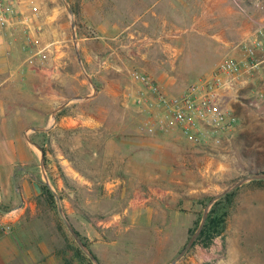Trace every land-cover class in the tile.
<instances>
[{"label": "rangeland", "instance_id": "obj_1", "mask_svg": "<svg viewBox=\"0 0 264 264\" xmlns=\"http://www.w3.org/2000/svg\"><path fill=\"white\" fill-rule=\"evenodd\" d=\"M93 1L67 0L74 12L81 57L80 37H90L88 46L102 41L101 61L117 62L122 81L131 83L132 69L155 78L163 69L168 74L166 79L177 78L168 85L172 94L183 92L194 81L211 74L222 58L231 57L220 32L218 13L222 9L238 13L244 20L239 35L226 37L236 41V47L241 48L250 31L264 24V0H222L224 3L210 5L203 0ZM55 4L53 23L66 36L73 64L66 82L69 103L57 111L56 120L52 115L53 126L42 139V150L36 147L38 177L45 171L58 194L60 183L72 191L69 196L65 191V195L81 212L84 226L79 230L101 264H170L199 226L204 207L213 196L242 177L264 172V108L241 98L243 87L237 89L233 105H238L242 119L221 144L211 140L194 144L177 131L142 134L138 125L143 111L132 101L130 105L124 103L121 92L115 101L106 95L93 100L74 99H92L93 95L83 93L91 92L92 85L97 95L102 82L95 83L82 57L89 76L83 71L76 53L72 16L64 0ZM52 8L50 5L49 11ZM203 11L206 18H200ZM99 25L107 26L105 34L100 33ZM173 42L181 51L168 54L161 45ZM253 57L245 55L243 59L248 63ZM161 63L164 67L160 69L157 65ZM77 72L79 77L74 76ZM254 75V84L264 90V69ZM121 89L125 90V84ZM76 114L103 122L97 127L70 129L57 125L60 115ZM61 152L79 171L82 183L66 176L60 164ZM42 185H37V202L45 206L40 223L53 231L60 244L78 246L59 214L55 196L53 203ZM230 202L224 232L208 246L195 242L177 264H264V180L238 187ZM247 202L251 208L242 209ZM239 215L243 218L238 220ZM238 221L242 231L252 229L250 236L243 237L236 231ZM228 224L233 226L231 230ZM95 229L99 237L93 235ZM67 250L75 252L73 248ZM78 258L84 264H93L89 257Z\"/></svg>", "mask_w": 264, "mask_h": 264}, {"label": "crops", "instance_id": "obj_2", "mask_svg": "<svg viewBox=\"0 0 264 264\" xmlns=\"http://www.w3.org/2000/svg\"><path fill=\"white\" fill-rule=\"evenodd\" d=\"M31 1L38 5L41 11L39 16L33 15L31 20L38 27L43 45L48 46L46 62L37 64L27 62L28 54L23 46L29 40L26 37L21 15L16 17L11 27H0V207L4 210L14 209L12 213L0 212L4 220L10 221L12 224V231L0 239V264H84L82 260L79 261L75 252L72 253L66 249L65 245L60 244L53 231L45 229L40 223L45 206L37 202L40 194L37 185L42 183L35 178L44 181V172L42 171L43 176L39 178L34 164L36 158H39L35 144L43 148L44 141L42 139L53 126L52 113L56 109L60 111L69 103L66 101V82L71 75L68 68L73 64V61L69 59L65 34L63 31H59L53 23L52 18L57 14L56 0H16V3L23 13L31 14ZM81 1L85 3V0ZM96 1L94 0L93 3ZM203 1L207 5L224 3L222 0ZM50 5L53 8L49 11ZM231 12L224 8L218 13L222 26L220 32L223 34L222 36H225L222 40L223 46L227 48L228 56L243 59L245 53L241 48L235 46L236 41L226 38L228 34L239 35L245 27L242 17L238 16V13ZM211 14L212 11H210ZM206 16L207 12L203 11L200 18H206ZM105 26L99 25L101 34L106 33L107 26ZM255 32L250 31L248 36H254ZM89 40L88 36L80 37L83 62L94 77L95 83L98 85L102 82V86L98 88L97 95H94L91 85V92L83 93V95L91 94L93 95L92 99L83 100H93L106 95L115 101L118 98L117 93L121 92L124 103L130 105L128 102L132 101L137 106L136 97L140 93L141 85L133 81L131 77V83L122 81L119 73L121 67L116 64L117 62L104 63L101 61L105 43L97 41L94 46H88L90 45ZM161 46L168 54L181 51L180 48H175L174 42L172 44L164 43ZM248 63L249 65L243 68L240 77L233 86L227 84L220 90L230 111L236 116L237 126H239L238 121L242 119V112L238 110V105H233V101L239 94L236 92L237 89L243 87L240 97L256 101L257 107L262 104L261 107L264 108V90L254 84V73H259L264 69V51H259L257 57H253V60ZM157 67L161 69L164 64H158ZM156 73L158 76L156 79L163 84L166 92L170 93L168 85L174 84L177 78L172 76L166 79L168 74L163 69ZM79 75L80 72H77L74 76L79 77ZM122 83L125 84L124 91L120 90ZM84 84L83 80L82 86H85ZM245 86L248 87L244 89ZM65 103L66 105L60 107ZM137 107L139 110H143L141 107ZM102 122L101 118H89L83 114L60 115L57 125H64L70 129L88 125L97 127ZM47 127L50 129L45 130ZM60 157H62L60 164L63 166L66 176L76 183H82L83 179L79 171L62 152ZM57 186L67 217L80 237L85 238L83 232L79 230V226H84L82 214L65 195V191L68 192V196L72 194V191L62 186V183ZM17 188L22 194L23 204H21ZM246 206L251 208L247 202L242 205V209ZM17 207L18 209H16ZM242 218L243 215L237 216L238 220ZM90 226L92 227V225ZM234 226L237 232L243 234V237L250 236L252 229L242 231L243 225L240 221ZM231 228L233 226L228 224V230ZM93 235L100 236L96 229L93 230Z\"/></svg>", "mask_w": 264, "mask_h": 264}, {"label": "built area", "instance_id": "obj_3", "mask_svg": "<svg viewBox=\"0 0 264 264\" xmlns=\"http://www.w3.org/2000/svg\"><path fill=\"white\" fill-rule=\"evenodd\" d=\"M40 14V7L32 1L31 14H25L16 0H0V27H11L16 17L22 16L29 40L23 49L28 54L29 64L44 63L48 59V46L43 45L38 27L31 20L33 15ZM241 48L248 57L264 51V24L258 27L254 36L241 43ZM247 65L244 59L224 57L211 74L194 81L179 94L166 92L163 84L151 74L132 69L131 79L141 85L136 104L144 114L138 130L149 135L177 131L194 144H204L210 140L221 144L231 136L236 116L230 111L220 90L227 84L233 86ZM11 231V222L0 215V239Z\"/></svg>", "mask_w": 264, "mask_h": 264}, {"label": "water", "instance_id": "obj_4", "mask_svg": "<svg viewBox=\"0 0 264 264\" xmlns=\"http://www.w3.org/2000/svg\"><path fill=\"white\" fill-rule=\"evenodd\" d=\"M67 10L68 12L71 14L72 16V28H73V38L75 41V48H76V53H77V57L78 60L81 64V67L83 69V71L86 73L87 76H89L83 66V62H82V57H81V53L80 50L78 48V37H77V32H76V21L73 17L74 12L73 10L70 8L67 0H64ZM90 81L92 82V80L90 79ZM93 84V83H92ZM85 97L79 96V97H75L74 99H84ZM65 104H62L60 107H63ZM59 109H56L52 115L53 118L56 120V113ZM50 127L45 128V130H49ZM35 144V143H34ZM39 149L42 150V148L35 144ZM44 177L46 178L45 181L42 180H38L37 178H35L37 181H39L40 183H42L43 185H46L47 187H49V189L52 191L53 195L55 196L56 202H57V207H58V211L59 214L63 220V222L65 223L67 229L69 230V232L71 233V235L73 236V238L75 239L76 243L78 244V246L80 247V249L84 252V254L89 257L92 261L93 264H101L100 260L96 257V255L90 250V248L84 243L83 239L80 237L79 233L75 230V228L73 227L72 223L70 222L69 218L67 217L63 206H62V202H61V198L59 196V194L56 192V190L53 189L48 176L46 174V172L44 171ZM253 180H264V172H256L250 175H247L245 177H242L240 179H238L237 181L233 182L231 185H229L226 189H224L222 192L216 194L215 196H213L209 202L205 205L204 210H203V215L200 221L199 226L197 227V229L195 230V232L192 234V236L189 238V240L187 241V243L185 244V246L183 247V249L178 253V255L170 262V264H177L180 259L183 258V256L188 252V250L195 244V242L197 241L198 237L200 236L207 217L209 215V212L211 210V208L213 207V205L220 200L221 198L225 197L226 195L230 194L231 192H233L235 189H237L238 187L242 186L243 184L253 181ZM17 192L21 198V204H23V198H22V194L19 190V188H17ZM21 207V205H20ZM18 209V207L16 208ZM14 211V209L11 210H4L0 207V212L2 213H12Z\"/></svg>", "mask_w": 264, "mask_h": 264}, {"label": "trees", "instance_id": "obj_5", "mask_svg": "<svg viewBox=\"0 0 264 264\" xmlns=\"http://www.w3.org/2000/svg\"><path fill=\"white\" fill-rule=\"evenodd\" d=\"M260 181V180H259ZM43 192L49 197L50 200L54 203V195L50 191V189L46 185H42ZM234 191L231 192L230 194L226 195L225 197L221 198L218 200L213 207L211 208L209 215L207 217L205 226L198 237L197 242H202L205 246L210 245L212 242L213 238L215 236L221 235L226 226V220L227 216L229 214V208L231 204V196L233 195ZM84 243L88 245L87 241L82 237ZM66 249H71L75 250V253L79 256H82L83 258L88 259L81 249L78 246H72L68 243H66Z\"/></svg>", "mask_w": 264, "mask_h": 264}]
</instances>
